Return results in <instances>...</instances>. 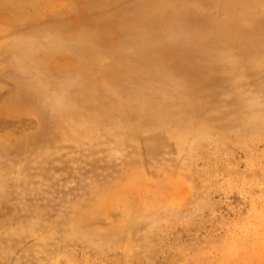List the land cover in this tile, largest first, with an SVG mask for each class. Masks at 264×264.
<instances>
[{"label":"rangeland","instance_id":"374dc122","mask_svg":"<svg viewBox=\"0 0 264 264\" xmlns=\"http://www.w3.org/2000/svg\"><path fill=\"white\" fill-rule=\"evenodd\" d=\"M0 264H264V0H0Z\"/></svg>","mask_w":264,"mask_h":264}]
</instances>
